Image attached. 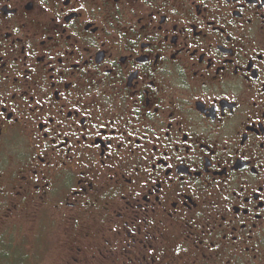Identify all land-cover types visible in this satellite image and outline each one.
Instances as JSON below:
<instances>
[{"label":"flooded vegetation","instance_id":"af4514ba","mask_svg":"<svg viewBox=\"0 0 264 264\" xmlns=\"http://www.w3.org/2000/svg\"><path fill=\"white\" fill-rule=\"evenodd\" d=\"M64 264H264V0H0V229Z\"/></svg>","mask_w":264,"mask_h":264},{"label":"rangeland","instance_id":"374dc122","mask_svg":"<svg viewBox=\"0 0 264 264\" xmlns=\"http://www.w3.org/2000/svg\"><path fill=\"white\" fill-rule=\"evenodd\" d=\"M59 234L50 235L31 215L0 229V264H64Z\"/></svg>","mask_w":264,"mask_h":264}]
</instances>
